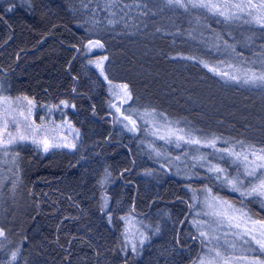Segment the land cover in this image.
I'll return each instance as SVG.
<instances>
[{
	"label": "trees",
	"instance_id": "trees-1",
	"mask_svg": "<svg viewBox=\"0 0 264 264\" xmlns=\"http://www.w3.org/2000/svg\"><path fill=\"white\" fill-rule=\"evenodd\" d=\"M183 2L116 0L106 9V0H0V94L31 99L33 124L57 122L76 134L72 150L45 152L18 139L7 147L0 264H192L199 250L192 218L205 186L264 219L259 200L240 197L225 174L217 180L208 171H243L217 151H241L237 141L264 148V87L209 70H264V27ZM89 40L104 47L87 54ZM100 57H107L103 75L89 63ZM124 84L131 99L123 114L155 110L183 130L178 135L218 137L216 148L161 140L143 115L135 132L116 123L112 93ZM126 214L146 228L139 253L122 236Z\"/></svg>",
	"mask_w": 264,
	"mask_h": 264
},
{
	"label": "snow or ice",
	"instance_id": "snow-or-ice-1",
	"mask_svg": "<svg viewBox=\"0 0 264 264\" xmlns=\"http://www.w3.org/2000/svg\"><path fill=\"white\" fill-rule=\"evenodd\" d=\"M167 2L170 5L175 4L180 7L188 6L183 0H167ZM188 3L191 4V7L193 8L207 9L209 12L216 13L219 16L224 17L225 20L241 19L242 17L247 16L250 19H247L245 22L255 23L264 27V0H261L259 4L252 3V0H188ZM116 6V0H106V9H111ZM84 7H87V5L85 4ZM113 22L114 21L111 20L109 21V23ZM85 47L91 51L93 48H103L104 45L98 40H89ZM104 59H107V57ZM189 59H191V57H189ZM89 63H96V67L100 69L101 75L104 74L102 60L100 62L89 61ZM205 67L209 66L205 63ZM229 67L232 66L229 65ZM209 70L217 72V74L231 80L239 81L241 79V77L237 75H229L227 72H219L218 69L214 67L209 68ZM105 79H107V77H105ZM243 82L264 87V70L257 72L254 69L249 68L244 73ZM117 87L124 91V94L128 99H131L127 84L118 85ZM112 94L114 96L117 95L115 91H113ZM24 99L27 100V97ZM27 102L30 106L33 104L30 100H27ZM124 102V100L120 101L121 104ZM14 103L15 101L8 97L0 98V104L5 105V116L7 117L11 115V122L17 127V135L7 133L9 121L5 119V132L12 138L4 140L2 136H0V147L7 148L9 145L16 143L17 139L23 141L29 138L27 135L19 133V125L14 115L15 109L12 107ZM61 103L66 105L65 101H61ZM111 106L115 107L118 112L120 111V108L117 107V105L113 104ZM30 111L31 109H29V112ZM21 115H23V113H21ZM145 115L155 116L156 113L155 110H152L151 112H146ZM159 115L163 116V114ZM124 119L128 120L129 124L132 125L129 127L128 124H125V127L128 128L129 131L135 132L137 130L136 122L127 116H125ZM164 127L167 131V136L161 135L159 136V139H168L170 141L171 137L175 136L177 147H179L180 141H184L191 145H201L204 143L205 146L216 148V140L219 139L217 137L202 142L198 138L191 137V134H188V139H185L184 135H178V132L183 131L182 129H172L170 124H165ZM39 130V126L36 129H31L33 132V143H42L45 152L52 147H75V144L73 143L61 145L50 143L47 139L37 141L35 135ZM236 143L240 146L241 151H236L234 147L218 149L217 151L223 154L221 155V159H224V157L227 156L229 158H234L233 163L240 162V164L243 165V171L232 176L230 173H227L225 168L217 165H210L208 171L214 173L217 180H221V174H225L223 176V182H225L233 192L239 193V196L243 198L259 200L261 208L264 209V148L245 145L243 141H237ZM177 159H179V157H177ZM194 159L204 160L206 157L199 156L194 157ZM237 167H239V164H237ZM101 183H103V181H101ZM201 191H204L207 194L204 204L211 210L210 212H206L205 215L215 217L216 220L213 221L214 223L221 225L226 223L227 227L231 230V235L235 239L223 250H221V246L218 243L212 246L206 244L205 247L208 249V252L198 258V264H237L238 261H242L243 264H264V219H255L251 214V211L245 209L243 206V200L240 202L241 207L238 208L234 203L213 195L212 190L207 188V186ZM197 223L199 224L200 222ZM3 235V230H0V236ZM199 236L203 238V240L208 241L209 244H211V241L217 240V237L210 235L205 231H200ZM145 239L146 237L141 238V244L144 243ZM193 239H196V237H193ZM237 242H242L243 247L241 248V251L246 253L245 255L235 256L231 254L236 250ZM0 247H2V245H0ZM133 250H135V245H133ZM16 256L17 253L13 252L12 259L15 260ZM194 264H197V262H194Z\"/></svg>",
	"mask_w": 264,
	"mask_h": 264
},
{
	"label": "rangeland",
	"instance_id": "rangeland-1",
	"mask_svg": "<svg viewBox=\"0 0 264 264\" xmlns=\"http://www.w3.org/2000/svg\"><path fill=\"white\" fill-rule=\"evenodd\" d=\"M91 52H92V50L89 51L87 48L85 49V53L91 54ZM101 60L104 61V57H100L94 62H100ZM94 66L96 67V63H94ZM97 69L100 71L99 68H97ZM225 69H227V68H225ZM232 70L237 71V72L229 73V75H237V76L241 77L240 80H244V72H239L238 69H232ZM110 87L111 86L108 84V89H110ZM115 92H117L119 95L123 94L122 96H117V95L113 96L114 97V103H115V101L118 102L119 104H116V105H117V107L120 108V111L118 112L116 110V108L114 107V111L116 113L114 115V117L116 118V123H122L124 126H125V124H128L129 127H131L132 125L129 124V121L124 119V117L127 115L123 114V112L121 110V106L127 102L128 98L125 96L124 91L120 88L116 89ZM3 97L4 96L2 94H0V98H3ZM27 100L32 101L29 98ZM27 100L20 97L14 103V105L17 106V109L18 110L20 109L19 115L22 116V118L20 120H16L18 122V125H19V133H23L29 137L28 139H26L24 141H27V142L30 141L31 143H33V132L31 131V129H36L39 126L40 130L35 135V139L37 141H43L44 139H47L50 143H57V144H61V145L66 144V143H73V144L76 143V139H75L76 134L71 129L70 126L58 124L57 122L33 124L32 117L34 116L36 110H35L33 105L30 106L28 104ZM121 100H124L125 102L123 104H121L120 103ZM26 105L28 107V111H27V114H25L27 116V118L25 119L24 110H25ZM4 107H5V105L0 104V136H2V138L5 140V139H7V137L5 136L7 134H6L5 129H4L5 119L7 118V120L9 121L7 131L9 130L10 133H12L13 135H17V127H15L13 125V123L11 122V120H12L11 115H9L7 117L4 115V118H3ZM29 109H31L30 112H29ZM21 113H23V115H21ZM141 115H143L145 117V119L143 120L144 122H147L151 127H153V129H155L161 135L167 136V131L164 127V125L167 123L164 121H159V119H157L154 116H146L145 113H143V114L138 115L137 117H132V116L131 117L127 116V117H129L133 121H138L140 119ZM9 117H10V120H9ZM28 118L31 120L30 122H29V120L27 122ZM63 123H66V122H63ZM171 128L174 129L173 126H171ZM187 137H185V138H187ZM34 144L39 145L41 147V149H43L42 143H34ZM52 148H65L68 150L73 149V148H68V147H63V146L52 147ZM7 154H8V148L0 147V175L2 174V170L6 169L4 167V165L8 164V160L4 161ZM241 166H243V165L241 164ZM197 194L200 195L199 196L200 199L198 201L197 207H195V209H194L195 210V216L192 218V223L194 225V229H195V232L197 234V237H196L197 243H198L197 245L199 246V250H198V253H197V256H196L194 262H197V264H198V258L202 255L207 254V252H208V249L205 247L206 244H208L209 246H212V245H215L218 243L221 246V250H223L224 248H227L228 245L231 242H233V240L235 238L231 235V230L227 227L226 223L223 225L218 224V223H214L213 221L216 220L215 217L205 215L206 212L211 211L204 204L205 197L207 194L204 191H201V192L198 191ZM213 195H216V194H213ZM221 199H223V198H221ZM223 200H226V199H223ZM103 208L105 209L106 207L104 206ZM197 222H200V223L198 224ZM122 223H123L122 236L125 238L126 247L132 253H139L140 246L142 245L141 244V238L146 237V239H147V236H148V234L146 232V228L140 223V220H138L134 215H131V214L124 215L122 217ZM200 231L208 232L210 235L217 237V240H213V241H211V244H209L208 241L203 240V238H201L199 236ZM146 239L144 240V242L146 241ZM133 245H135V250H133ZM242 247H243L242 242H237V248L231 254L235 255V256L245 255L246 253L241 251ZM194 262L192 264H194ZM237 264H243V262L238 261Z\"/></svg>",
	"mask_w": 264,
	"mask_h": 264
}]
</instances>
